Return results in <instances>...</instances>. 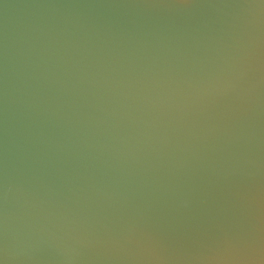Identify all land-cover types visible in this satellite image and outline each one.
Segmentation results:
<instances>
[{
  "label": "water",
  "instance_id": "obj_1",
  "mask_svg": "<svg viewBox=\"0 0 264 264\" xmlns=\"http://www.w3.org/2000/svg\"><path fill=\"white\" fill-rule=\"evenodd\" d=\"M0 264H264V0H0Z\"/></svg>",
  "mask_w": 264,
  "mask_h": 264
}]
</instances>
